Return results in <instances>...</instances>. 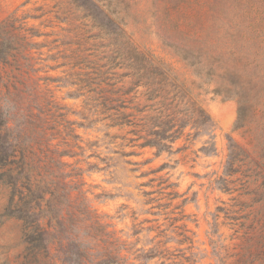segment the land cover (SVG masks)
Wrapping results in <instances>:
<instances>
[{
  "label": "rangeland",
  "instance_id": "rangeland-1",
  "mask_svg": "<svg viewBox=\"0 0 264 264\" xmlns=\"http://www.w3.org/2000/svg\"><path fill=\"white\" fill-rule=\"evenodd\" d=\"M73 1L0 0V23L18 10L15 28H8L1 42L8 65L0 66V140L14 147L17 161L25 159L28 174L22 180L23 193L44 196L35 207L42 228L48 231L41 235L34 220L6 215L12 180L7 168L0 169V264H62L53 242V155L49 150L62 151L68 143L79 145L74 149L77 157L62 158L69 165L65 172L73 175L68 179L70 186L84 193L82 197L73 192L76 208L109 215L116 231L129 232L135 223L132 212L141 209L137 201L145 199V191H156L153 197L162 204L169 203L171 191H177L182 197L173 206L186 199L183 211L190 217L177 223V232L180 239L188 237L193 243L169 244L173 252L183 249L175 253V261L185 263L181 256L193 253L198 264H264V0H92L99 9L90 5L81 9ZM75 33L95 36L87 48L106 55L105 62L119 58L117 49L125 44L152 52L171 64L182 79L194 81L202 105L221 128L216 132L217 155L193 153L208 140L206 136L185 153L156 158L154 150L146 149L139 157L125 159L135 164L112 168V175L88 173V163L104 166L91 156L105 157L103 144L93 150L87 146L104 133L72 125L83 122L74 113L85 111L84 98H68L75 88L60 89L53 83V78L66 77L71 71L64 59L53 61V55L68 53L64 37ZM40 107L45 109L43 114ZM225 112L231 114V122H226ZM3 118L7 125H2ZM238 119L240 128L233 130ZM228 134L242 150L234 151L238 172L227 178L228 188L222 190L219 185L225 187L224 182L218 181L230 154ZM121 142L118 139L113 148L120 149ZM146 160L151 163L144 165ZM164 163L175 168L151 173ZM132 169L136 172H129ZM143 173L148 175L140 177ZM152 179L149 186H141ZM169 183L178 187L170 189ZM101 194L118 197L97 198ZM124 205L127 216L119 219ZM64 211L69 219L67 208ZM152 218L139 215L136 222ZM160 223L169 222L161 218ZM140 238L137 249H148L146 233Z\"/></svg>",
  "mask_w": 264,
  "mask_h": 264
},
{
  "label": "trees",
  "instance_id": "trees-1",
  "mask_svg": "<svg viewBox=\"0 0 264 264\" xmlns=\"http://www.w3.org/2000/svg\"><path fill=\"white\" fill-rule=\"evenodd\" d=\"M74 1L81 9L88 5L99 9L92 0ZM17 12L18 10L0 23V66L8 65V58L3 57L1 42L3 35L9 31L8 28H15L18 20ZM89 17L97 22L95 17L88 15L86 18ZM66 20L69 21V19ZM66 20L64 19V22ZM37 34L32 37H38ZM94 37L85 36L82 33H75L74 37L70 36V38L66 35L64 38L67 41H63V45L69 48L68 53L61 56L53 55V61L62 58L64 63L71 65L69 74L66 77L53 78V83H57L60 89L75 88L67 93L68 98L76 100L84 98L85 111L74 113L83 122L76 121L71 124H76L86 131L95 130L104 133L103 138L87 143L89 150L103 144L107 155L103 158L100 155L91 156H96L104 166L88 163L89 167L86 170L88 173L106 172L112 175L114 174L112 168H117L120 164H135L125 159L139 157L146 149L154 150L156 158L164 154L172 156L185 153L206 136L208 140L193 153L197 155L202 153L207 157L217 155L216 132L221 128L202 105L200 95L196 93L197 86L194 81L182 79L171 64L152 52L125 44H120L117 49L119 58L105 62L109 59L106 55L101 56L87 48V42ZM33 46L36 45L33 44ZM126 80L130 81L128 86ZM120 83H123V86L119 87ZM140 88L143 91L139 92ZM44 111L45 109L40 107L42 114ZM239 119L233 130L240 128ZM2 120V125H7L6 120L4 118ZM112 131H117L118 134H112ZM74 138L80 139L78 135ZM227 138L230 154L224 166V175L218 181L219 184L224 182L225 187L219 185L222 190L228 188L227 178L238 172L236 164L239 160L234 151L242 150L229 134ZM118 139L122 142L118 145L120 149L115 150L113 147ZM11 146L6 140H0V152L4 153L0 156V169L7 168V173L12 180V192L6 215L20 220H34L32 222H37L36 231L41 235L47 234L48 231L42 228L35 207L39 200L44 199V196L35 197L32 194L26 197L24 195L22 180L28 174L25 169V159L17 161L13 155L14 147ZM67 146L68 148L62 151L58 148L49 150V153L53 155V242L57 244L58 262L62 264H134L136 261L147 264L158 259L160 264H198L197 254L193 253L190 257L181 256L185 263L175 261L177 256L175 253L183 252V249L178 248L173 252L168 247L172 243L178 246L193 243L188 237L180 239L182 235L177 232V223L190 220L183 211L187 203L186 199L180 205L173 206L174 201L182 197L180 193L171 191L169 203L162 204L159 203L161 199L153 197L156 191H145L143 193L145 199L137 201L141 209L132 212L135 223L129 232L116 231L115 226L109 222L113 217L100 216L97 213L93 214L88 208L81 210L73 206L71 200L73 192H79L82 197L84 193L70 186L71 182L68 179L73 175L65 172L64 167L69 165L62 161L64 157H77L78 153L74 149L79 145L68 143ZM7 152L11 154L8 155ZM112 154L117 157L111 156ZM149 163L151 160H146L143 164ZM14 166H17L16 169ZM56 167L61 168L56 169ZM168 168L175 167L164 163L151 173L157 174ZM129 172L133 173L136 170L132 169ZM147 175L143 173L140 177ZM160 181L167 180L160 178ZM150 182H154V179L141 186H149ZM177 187L175 183L168 184L170 189ZM116 197L118 196L97 195V198L106 199ZM147 206L150 208L145 209ZM171 207L173 209L166 212ZM65 208L70 213L69 219L64 217ZM125 208L127 206L124 205L120 209L119 219L126 218L127 215L123 213ZM156 209L158 211H155ZM139 215H150L154 218L136 222ZM161 218L169 223L161 224ZM145 224L151 225L146 227ZM183 228L187 229V226L184 225ZM144 233L149 238V248L137 249L141 241L140 236ZM120 234L127 237V240H123ZM133 238H136V241H128ZM53 264L57 263L53 261Z\"/></svg>",
  "mask_w": 264,
  "mask_h": 264
},
{
  "label": "bare ground",
  "instance_id": "bare-ground-1",
  "mask_svg": "<svg viewBox=\"0 0 264 264\" xmlns=\"http://www.w3.org/2000/svg\"><path fill=\"white\" fill-rule=\"evenodd\" d=\"M231 117L232 116H231V114L229 112H225V120H227L226 122H229V121L231 122V120H230Z\"/></svg>",
  "mask_w": 264,
  "mask_h": 264
}]
</instances>
